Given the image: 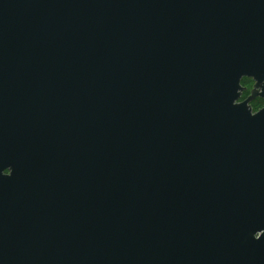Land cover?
<instances>
[{
  "label": "water",
  "instance_id": "water-1",
  "mask_svg": "<svg viewBox=\"0 0 264 264\" xmlns=\"http://www.w3.org/2000/svg\"><path fill=\"white\" fill-rule=\"evenodd\" d=\"M260 72L264 0H0V264H264Z\"/></svg>",
  "mask_w": 264,
  "mask_h": 264
},
{
  "label": "flooded vegetation",
  "instance_id": "flooded-vegetation-1",
  "mask_svg": "<svg viewBox=\"0 0 264 264\" xmlns=\"http://www.w3.org/2000/svg\"><path fill=\"white\" fill-rule=\"evenodd\" d=\"M263 74L264 72L250 74L239 79L236 102H243L250 113H255L264 107V76H261ZM8 172V170L2 171L4 174Z\"/></svg>",
  "mask_w": 264,
  "mask_h": 264
}]
</instances>
